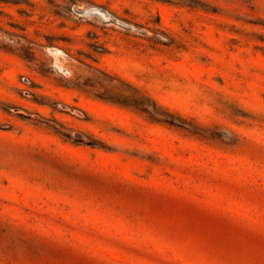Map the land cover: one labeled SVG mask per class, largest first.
<instances>
[{
  "label": "rangeland",
  "instance_id": "374dc122",
  "mask_svg": "<svg viewBox=\"0 0 264 264\" xmlns=\"http://www.w3.org/2000/svg\"><path fill=\"white\" fill-rule=\"evenodd\" d=\"M0 264H264V0H0Z\"/></svg>",
  "mask_w": 264,
  "mask_h": 264
},
{
  "label": "bare ground",
  "instance_id": "6f19581e",
  "mask_svg": "<svg viewBox=\"0 0 264 264\" xmlns=\"http://www.w3.org/2000/svg\"><path fill=\"white\" fill-rule=\"evenodd\" d=\"M81 10V9H80ZM83 13L85 12H90V13H93V14H95V13H97V12H101L98 8H95V7H92V8H89L88 10H86V9H82L81 10ZM81 13V12H80ZM102 14H103V16L104 17H108V16H110V14L108 13V12H106V11H102ZM99 15V14H98ZM57 51V50H56ZM58 53H61V52H59L58 51ZM66 72V71H65ZM68 74V73H67Z\"/></svg>",
  "mask_w": 264,
  "mask_h": 264
},
{
  "label": "built area",
  "instance_id": "2783aa9c",
  "mask_svg": "<svg viewBox=\"0 0 264 264\" xmlns=\"http://www.w3.org/2000/svg\"><path fill=\"white\" fill-rule=\"evenodd\" d=\"M53 54H56V52H52ZM59 69H60V71H62L63 72V68L62 67H59Z\"/></svg>",
  "mask_w": 264,
  "mask_h": 264
},
{
  "label": "trees",
  "instance_id": "16d2710c",
  "mask_svg": "<svg viewBox=\"0 0 264 264\" xmlns=\"http://www.w3.org/2000/svg\"><path fill=\"white\" fill-rule=\"evenodd\" d=\"M167 115L171 116V114H168V113H167Z\"/></svg>",
  "mask_w": 264,
  "mask_h": 264
}]
</instances>
